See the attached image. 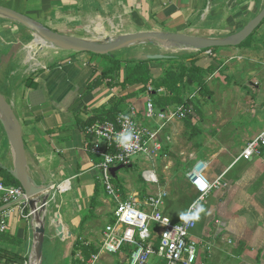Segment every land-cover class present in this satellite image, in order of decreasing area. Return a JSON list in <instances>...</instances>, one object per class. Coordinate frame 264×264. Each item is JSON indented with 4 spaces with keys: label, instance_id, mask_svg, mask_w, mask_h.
<instances>
[{
    "label": "crops",
    "instance_id": "crops-1",
    "mask_svg": "<svg viewBox=\"0 0 264 264\" xmlns=\"http://www.w3.org/2000/svg\"><path fill=\"white\" fill-rule=\"evenodd\" d=\"M0 7L24 14L60 34L92 40L150 31L223 38L239 32L254 19L264 8V0H0ZM32 37L23 27L0 20V90L12 104L22 125L33 178L54 187L45 212L47 234L42 264H71L75 242L82 238L89 244H97L95 227L104 220L106 227L113 214V206L98 182L96 159L89 152V140L81 125L99 116L98 111L108 108L111 99L137 93L124 103V110L135 107L138 120L146 127L157 129L158 126L143 118L148 93H138V86H128L125 90L120 86L126 74L125 63L113 83H105L87 93L88 82L109 70L111 61H99V57L88 53L53 49L56 51L39 54L36 65L28 70L25 54L21 52ZM126 50L127 53L119 54L117 59L140 60L137 52L141 54V51ZM171 52L180 55H165L170 57L167 61L183 58L187 67L192 63L204 70L214 67V73L206 82L216 80L217 86H227L221 98L231 109L226 117L223 109L215 112L218 122L212 125L211 133L218 134L212 140L203 135L197 141L199 136L191 137L190 134L194 128L191 122L182 125L185 119L175 121L160 133L166 156L162 155L155 162L139 157L132 165L150 164L143 171L153 168L166 190L170 183L162 182V165L168 163L165 173L177 165L178 176L188 187L192 200L178 211L172 207L175 203H171L169 197L162 212L174 222H180V215L187 212L197 197L186 175L197 164L206 163L208 180L212 183L222 178V186L205 199L200 218L195 221L192 236L201 245V262L264 264V152L251 161L238 160L244 147L264 131V94L260 88L264 85V22L252 38L239 47L202 53ZM170 64L152 62V78L158 80L167 68L178 66ZM226 77L233 81L246 79L243 82L245 92L238 91V86L231 92L233 85L227 83ZM163 93L160 91L159 96ZM173 109L171 106L166 110ZM188 114L194 116L193 112ZM96 122L100 121L91 124ZM224 126L229 128V135L219 141L220 129ZM239 132L245 134H237ZM241 147L242 151L238 153ZM0 162L12 167L2 127ZM4 179L5 175L0 172V183ZM124 181L129 184L127 177ZM98 183L100 206L89 215ZM137 184V187L127 185L126 190L124 185H116L126 198L144 197L156 190L149 189L141 175ZM24 207L25 204L20 203L12 208L14 213L9 217L7 232L1 239L0 264H30L35 223L32 217L21 216L20 210ZM25 212L31 214L29 205ZM56 219L64 228V239L55 233ZM123 258L121 254L114 258L104 257V260L106 264L111 260L122 263Z\"/></svg>",
    "mask_w": 264,
    "mask_h": 264
},
{
    "label": "built area",
    "instance_id": "built-area-1",
    "mask_svg": "<svg viewBox=\"0 0 264 264\" xmlns=\"http://www.w3.org/2000/svg\"><path fill=\"white\" fill-rule=\"evenodd\" d=\"M152 92L153 88L149 87L143 118L145 121L156 122L157 129L148 128L138 120L135 107L121 112L113 122H96L84 128V134L89 140V152L99 161L96 163L98 182L113 206V222L103 230L98 253L87 259L81 253L77 254L76 259L83 264H106L104 257L121 254L126 264H204L200 260L201 245L192 236L196 222H174L163 214L169 193L162 187L153 168L143 171L141 175L146 184L156 186L155 192L144 197L135 195L126 198L114 182L111 171L115 167L132 165L139 157L152 162L162 155L165 157L161 131L175 121L186 119L190 112L184 106L174 107L170 111L157 109L150 95ZM127 131L133 133V139L127 147H121L118 137ZM263 152L264 131L244 147L238 160L251 161L261 157ZM207 169L206 163H200L186 175L190 187L197 195L186 213H196L209 194L222 186V178L212 183L208 180ZM201 180L206 182L207 188L199 183ZM59 190H62L61 186ZM0 195L3 206L24 203L25 207L20 210V214L26 219L31 217V214L25 212L28 203L19 202L25 197L22 187L0 183ZM13 207L0 214V235L7 232L8 219L14 213ZM78 241L84 246L90 245L82 238ZM124 249L131 251L129 256L125 257Z\"/></svg>",
    "mask_w": 264,
    "mask_h": 264
},
{
    "label": "water",
    "instance_id": "water-1",
    "mask_svg": "<svg viewBox=\"0 0 264 264\" xmlns=\"http://www.w3.org/2000/svg\"><path fill=\"white\" fill-rule=\"evenodd\" d=\"M0 20L9 21L29 31L33 37L40 38L49 48L71 53H88L95 56L113 57L117 52L139 45L157 46L168 51L203 52L211 49L234 48L241 46L264 22V8L239 32L223 37L210 38L192 36L182 33L170 32H138L121 34L115 37L92 40L73 35H65L55 32L38 21L11 10L0 7ZM43 52L40 49L36 56ZM170 57L160 54L145 55L146 60H167ZM0 124L6 135L12 167L8 168L0 162V169L10 174L23 188L25 197L19 202L26 201L31 210V217L35 227L33 233V252L30 264H42L44 245L47 234V223L45 212L53 192L51 183H38L32 176L26 157L25 142L22 133V125L13 109L0 90ZM132 166H118L112 169L114 179L121 170H130ZM17 202V203H19ZM9 204L0 207V214L13 207ZM55 233L60 239L66 237L64 228L56 219L54 222Z\"/></svg>",
    "mask_w": 264,
    "mask_h": 264
},
{
    "label": "trees",
    "instance_id": "trees-1",
    "mask_svg": "<svg viewBox=\"0 0 264 264\" xmlns=\"http://www.w3.org/2000/svg\"><path fill=\"white\" fill-rule=\"evenodd\" d=\"M252 37V36H251ZM249 37L243 44L250 40ZM242 44V45H243ZM241 45V46H242ZM217 49H211L208 51H216ZM203 51V52H208ZM202 53V52H200ZM108 57L111 61V67L109 70L104 71L97 76L93 80L88 82L87 85V93H90L103 84H111L113 83L118 77L119 72L122 69V64L125 63V78L120 82V86L123 90H125L128 86H138L140 89L138 93L144 94L148 92V88L152 87L153 92L150 94L153 98V101L157 108L160 110H166L168 107H179L184 106L188 110L192 109L190 106V98L189 100H185L184 92L188 90L189 87L192 85L199 86L200 93L204 96H209V90L206 87L207 82L205 79L207 70L201 69L196 67L194 63L190 67H187L183 62L179 65L178 68H170L166 69L163 73V76L158 80H154L151 76V60H120L117 57L113 56H105ZM181 58L171 59L169 61L180 60ZM212 73L214 72L212 68H209ZM212 75V74H211ZM29 86H32V83H28ZM164 91L162 95L159 96L160 91ZM135 94L125 95L121 98H113L109 102L108 108H102L98 111L99 116L94 117L93 119H89L86 124H82L81 127L84 129L87 124H91L96 120L100 122L110 121L113 122L116 120L117 116L125 111L123 105L126 101L135 97ZM1 126V124H0ZM2 127V126H1ZM4 131V130H3ZM96 159V158H95ZM99 161L96 159V163ZM132 166V165H129ZM0 172L5 175V179L2 181L6 186H15L21 187L18 181H16L10 174H8L5 170L0 169ZM117 181L114 180V182ZM101 187L99 183L97 184V188L95 191L94 196L91 199L90 204V213L91 215L99 206L98 199L100 197ZM3 206L2 198L0 196V207ZM113 222L111 219L110 223ZM5 234L0 235V242L1 239H4ZM99 252V247L96 248L93 244L89 246H84L78 240L75 242L74 249H73V259L71 264H83L82 261L76 259V255L81 253L83 258L87 259L92 254H96ZM131 251L129 249H124L125 257L129 256ZM125 263V262H124Z\"/></svg>",
    "mask_w": 264,
    "mask_h": 264
},
{
    "label": "rangeland",
    "instance_id": "rangeland-1",
    "mask_svg": "<svg viewBox=\"0 0 264 264\" xmlns=\"http://www.w3.org/2000/svg\"><path fill=\"white\" fill-rule=\"evenodd\" d=\"M113 36H115V35H113ZM34 40H35V37H32L26 46L33 43ZM130 49H133V51H136V52L137 51L142 52L141 53L142 56H141L140 52H137L140 56L139 57L140 60H145V55H154V54H161V53H165V54H161V55H170V56H172V55H178L179 56L180 55V54H175V52H171V51H168V50L163 49V48H155V47L150 46V45H139V46H134ZM52 51H56V50H53V49H46L45 50L44 49L43 53L44 52L45 53H51ZM124 51L125 50L117 52L116 54H114V56L118 57L119 54H121V53H127V50L125 52ZM21 53L23 55L25 54V62H26V56L27 55L25 53V50L22 51ZM137 53H135V55L138 56ZM97 57H99L98 58L99 61H101V60L105 61L106 59L107 60L109 59L108 57H101V56H97ZM183 61H185V60H183V58H182V59H180V61L178 60V62H176V63L171 62V61H167V60H155V61H153V63L154 62L155 63H161L162 62L164 64L165 63H169V64L171 63L172 65L178 64L177 67L167 68V69H170V68H178L179 65L181 64V62H183ZM35 65H36V62L32 61V62L27 63L26 68L28 70H30V68L34 67ZM211 68L213 71H215L214 67H211ZM239 71H241V70H239ZM213 73L208 68L205 79L207 80L211 76V74H213ZM226 78L228 79L227 83L229 85H233L230 87V90L233 88L231 90V92L235 91L234 86H238V88H239L238 91L245 92V90H243V82L246 81V79H244V80L241 79L240 81H238V80L233 81V79H230V77H226ZM215 81L213 83L211 82V83L206 85V87L208 88L209 93H210L209 96L202 95L200 93V90H199L200 87L197 85H192L191 87L188 88V90H186L184 92L185 100H189L190 97H193L192 99L190 98L189 102H190V106L192 108V109H190V112H193L194 116H191L190 114H188L187 118L184 120V122H181V124L185 125V124H188L190 122H191V124H193L192 126L194 128L190 131V134H191V137L192 136L193 137L199 136L197 141H200L203 138V135L208 140H212L214 137H216V135L218 134L217 132L213 131L214 133L213 132L211 133V131L213 130L212 125L218 122L215 112L220 110V109H223L225 117H226L228 115L229 109H231L229 107V105L226 104L225 100L223 101L221 98V94L224 92V89L227 90V86H225V85L217 86V83ZM213 87H214V89H213ZM260 88H261V93L264 94V85H262ZM190 118H191V121H190ZM228 131H229V128H227L226 126H224L220 129L219 138H218L219 141L220 140L224 141L226 139V135H229ZM237 134L241 135V134H245V133L239 132ZM193 148L195 149V147H193ZM199 149L201 151V148H198V150ZM209 149L212 150L210 147H209ZM240 151H242V147L238 151V153ZM141 161L142 160H140V162ZM148 166H150V164H148V163H140L139 165L134 164V165H132V168L130 170L119 171V178L117 179V181H115L116 184L119 183L120 185H124V183H125L124 178L127 177L129 184H132V185L137 187L138 186V184H137L138 178L140 177V175H142L143 170L148 168ZM162 166H163L162 167L163 169L161 168V170H162V172H161L162 178L161 179H162L163 184L170 183L168 188H167V191L169 193L171 203H175V204H173L172 207H176L178 211H180V209L182 211L183 206H185L186 204H189L192 200V197L189 195L190 191H188V187L181 182V180L178 176L179 168L177 167V165L173 166L172 168L170 167L169 169H167L166 173H165V168L168 166V163H166V165L163 164ZM169 172L176 174V176L171 175ZM129 184L125 183L123 188L126 190L127 185H129ZM146 186L151 190H154V188L156 189V186H154V185L146 184ZM172 201H175V202H172ZM105 224H106V221L104 220L103 222L98 223L97 227H95V232H96L97 238H98L97 244H94V246L96 248H98L100 245V241L102 239L101 234L103 233V231L101 233V230L105 227ZM112 258H114V256ZM151 262L153 263L154 259H152ZM115 263L126 264L124 262L120 263L119 260L118 261L117 260H115V261L111 260L110 261V264H115Z\"/></svg>",
    "mask_w": 264,
    "mask_h": 264
},
{
    "label": "clouds",
    "instance_id": "clouds-1",
    "mask_svg": "<svg viewBox=\"0 0 264 264\" xmlns=\"http://www.w3.org/2000/svg\"><path fill=\"white\" fill-rule=\"evenodd\" d=\"M132 139H133V133L131 131H127L125 133L120 134V136L118 137V143L120 144L121 147H127L132 141ZM203 184L205 185L204 188H207L206 182L203 181ZM202 211H203V208L201 207L196 213H191V212L182 213L180 215V219L185 222L197 221L199 220L200 212Z\"/></svg>",
    "mask_w": 264,
    "mask_h": 264
},
{
    "label": "bare ground",
    "instance_id": "bare-ground-1",
    "mask_svg": "<svg viewBox=\"0 0 264 264\" xmlns=\"http://www.w3.org/2000/svg\"><path fill=\"white\" fill-rule=\"evenodd\" d=\"M22 29V28H21ZM99 30V29H98ZM110 36V35H109ZM40 49H51L49 48L40 38L35 37V40L33 43L29 44L28 46H26L25 48V53H26V63L32 62L36 60V53L40 50ZM215 53V52H214ZM49 59V58H48ZM47 59V60H48ZM41 60V59H40ZM39 60V61H40ZM45 60V59H44ZM37 63V62H36ZM40 67V66H39ZM33 68V67H31ZM45 70V69H44ZM212 72V71H211ZM188 210V209H187Z\"/></svg>",
    "mask_w": 264,
    "mask_h": 264
},
{
    "label": "snow or ice",
    "instance_id": "snow-or-ice-1",
    "mask_svg": "<svg viewBox=\"0 0 264 264\" xmlns=\"http://www.w3.org/2000/svg\"><path fill=\"white\" fill-rule=\"evenodd\" d=\"M199 183H200L202 186H205V185L203 184V181H200Z\"/></svg>",
    "mask_w": 264,
    "mask_h": 264
}]
</instances>
